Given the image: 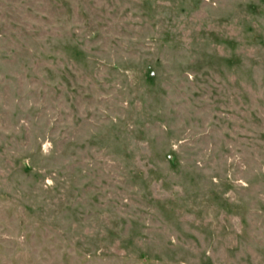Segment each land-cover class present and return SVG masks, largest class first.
<instances>
[{"label": "rangeland", "instance_id": "1", "mask_svg": "<svg viewBox=\"0 0 264 264\" xmlns=\"http://www.w3.org/2000/svg\"><path fill=\"white\" fill-rule=\"evenodd\" d=\"M0 264H264V0H0Z\"/></svg>", "mask_w": 264, "mask_h": 264}]
</instances>
